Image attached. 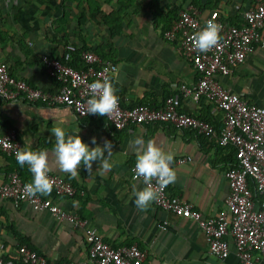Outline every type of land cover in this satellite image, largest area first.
Here are the masks:
<instances>
[{
	"label": "crops",
	"instance_id": "crops-1",
	"mask_svg": "<svg viewBox=\"0 0 264 264\" xmlns=\"http://www.w3.org/2000/svg\"><path fill=\"white\" fill-rule=\"evenodd\" d=\"M184 1L0 0V62L13 77L53 92L55 83L44 72L40 57L60 58L67 45L87 48L116 65L111 81L123 107L143 104L156 108L177 85L197 79L177 42L162 37ZM195 2L201 16L214 11L225 20H235L234 8L246 1ZM219 82L249 104L264 107V45L254 46L245 62ZM179 110L212 123L217 131L222 127L221 113L203 98L196 103L183 98ZM57 126L69 135H79L90 148L96 146L91 144L93 137L100 146L105 139L111 141L113 167L102 175L94 162L91 173L81 166L79 176L73 178L60 172L50 155L48 172L83 192L64 198L51 191L43 197L52 204L85 219L111 247L136 244L145 251L146 264H237L228 237L224 240L229 254L217 260L207 254V242L193 221L152 204L146 212L137 210L133 189L143 187L129 177L136 155L132 141L137 137H143L145 143L154 141L173 160L190 157V162L173 167L177 179L167 186V194L190 204L202 217H214L223 209L228 193L224 172L234 163L232 149L220 148L188 130L150 124L137 126L131 133L114 131L98 115L79 119L66 107L0 99V133L13 130L21 150L50 152L55 143L51 130ZM26 169L0 152V186L10 173L27 177ZM21 244L42 255L47 264H88L80 231L28 205L14 207L0 200V258L20 264L15 256ZM255 264H264V257H257Z\"/></svg>",
	"mask_w": 264,
	"mask_h": 264
},
{
	"label": "built area",
	"instance_id": "built-area-1",
	"mask_svg": "<svg viewBox=\"0 0 264 264\" xmlns=\"http://www.w3.org/2000/svg\"><path fill=\"white\" fill-rule=\"evenodd\" d=\"M245 1L244 5L234 8V23L214 11L201 16L191 5L181 8L163 31L162 37L166 42H177L180 53L197 75L196 81L189 85H177L163 97L159 107L143 104L123 107L119 102L117 109L103 119L114 131L131 133L137 126L164 125L175 130L191 131L220 148L232 149L234 163L224 172L228 193L223 201V209L214 217H202L190 204L169 196L167 187L160 189L156 186L159 196L152 205L175 217L193 221L207 242L210 257L223 260L228 256V243L224 240L228 237L237 264H255L257 257H264V107L249 104L237 94L225 90L219 82V78L228 76L245 62L254 46L264 45V0ZM207 21L222 26L221 38L218 46L200 53L193 48L190 37L203 29ZM73 56L76 60L70 64ZM40 63L46 75L55 83L53 92L30 86L13 77L6 64L0 62V99L20 100L46 107H66L77 118H85L89 116L85 114L86 102L90 98L88 85L95 80H111L117 70L110 59L75 45H67L60 58L42 55ZM183 98H189L194 103L205 99L214 111L221 113L222 127L217 131L212 123L181 112L179 107ZM20 150L13 130L0 133L1 153L16 162L15 153ZM190 160V157L175 158L171 167ZM134 163L129 167V177L144 187L142 179L134 178ZM47 175L53 184L52 193L55 196H82L83 192L76 190L69 182L49 172ZM25 183L28 182L18 174H8L0 186V200L9 201L14 207L28 205L34 211L45 212L80 231L88 264H146V253L136 244L111 247L78 215L62 210L40 195L25 198ZM15 259L20 264H47L42 255L26 244L17 247ZM0 264L13 263L12 260L0 258Z\"/></svg>",
	"mask_w": 264,
	"mask_h": 264
},
{
	"label": "clouds",
	"instance_id": "clouds-1",
	"mask_svg": "<svg viewBox=\"0 0 264 264\" xmlns=\"http://www.w3.org/2000/svg\"><path fill=\"white\" fill-rule=\"evenodd\" d=\"M221 31V25L207 21L203 29L190 37L193 48L200 53H206L218 46ZM88 89L90 98L86 102L85 114L105 117L117 109L119 98L111 80H95L88 85ZM51 133L55 143L50 152L41 149L39 151L20 150L15 153L16 163L21 168L27 166L32 177L31 182L24 184L23 195L25 198H33L38 195L47 196L51 193L53 184L47 175L50 170V155L53 158L51 162L59 171L73 178L79 176L81 166L88 174L91 173L94 162H97L100 174L103 175L111 171L113 164L110 162V157L113 155L114 147L111 141L105 139L103 145L100 146L97 144L96 138L93 137L91 144L96 146L90 148L82 142L79 135H69L62 127H54ZM132 147L136 154L132 169L134 178L142 179L145 185L142 190L133 189L135 197L133 202L137 210L146 212L150 205L158 199L159 193L156 186L163 189L173 184L177 179L176 173L171 167L173 155L165 153L152 140L145 143L143 137L135 138L132 141Z\"/></svg>",
	"mask_w": 264,
	"mask_h": 264
},
{
	"label": "trees",
	"instance_id": "trees-1",
	"mask_svg": "<svg viewBox=\"0 0 264 264\" xmlns=\"http://www.w3.org/2000/svg\"><path fill=\"white\" fill-rule=\"evenodd\" d=\"M195 3H196L195 0H185L184 3H183V5H182V8H184V7L188 6V5H191L192 7H194L195 9H197V10L199 11L200 8H199L198 5H196ZM228 22H230V23H234L235 20H228ZM100 56H101V55H100ZM75 60H76V58H75V56H73V59H72V61L70 62V64H72V62H74ZM13 161H14V160H13ZM14 162H15V161H14ZM26 173L28 174V176L25 177V178H22V180H23V181H26V182H31V179H32V178L30 177V175H29L27 169H26ZM251 188H252V185H251ZM252 193H253V195L256 196V193L254 192V190H252Z\"/></svg>",
	"mask_w": 264,
	"mask_h": 264
}]
</instances>
